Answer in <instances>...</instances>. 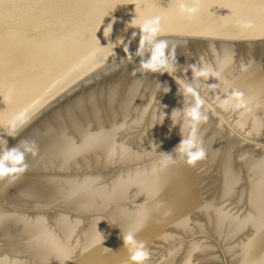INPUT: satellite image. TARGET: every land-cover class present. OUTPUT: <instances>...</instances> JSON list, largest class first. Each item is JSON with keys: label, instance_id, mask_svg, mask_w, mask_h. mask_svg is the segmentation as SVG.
Returning a JSON list of instances; mask_svg holds the SVG:
<instances>
[{"label": "water", "instance_id": "95a60500", "mask_svg": "<svg viewBox=\"0 0 264 264\" xmlns=\"http://www.w3.org/2000/svg\"><path fill=\"white\" fill-rule=\"evenodd\" d=\"M174 8L0 0V164L35 152L0 178V264H129L130 228L146 264H264V0ZM145 17L172 71L140 70ZM193 124L191 167L173 150Z\"/></svg>", "mask_w": 264, "mask_h": 264}, {"label": "clouds", "instance_id": "9594fccd", "mask_svg": "<svg viewBox=\"0 0 264 264\" xmlns=\"http://www.w3.org/2000/svg\"><path fill=\"white\" fill-rule=\"evenodd\" d=\"M175 12L177 15L185 18H193L200 12V0H175ZM141 33L140 45L137 55H143L147 51L150 55L148 59L142 60L140 70L142 72H169L173 70L171 64L172 54L167 52L168 44L166 41L159 39L161 24L159 17L142 18L137 25ZM203 75V73H200ZM185 95L192 93L189 85H183ZM198 116V106L185 109V118L195 121ZM31 151L35 154L34 149L29 147L24 151L17 148L9 149L3 155V161L13 160L21 167L8 168L0 164V178L9 177L10 173L23 172L26 168L24 164V152ZM173 152L188 166L194 167L199 161L205 159L206 152L201 142L195 135L193 124L192 131L187 137L182 134L181 142L175 147ZM123 246L129 254V264H146L149 253L142 241L136 239V230L130 228L122 236Z\"/></svg>", "mask_w": 264, "mask_h": 264}]
</instances>
